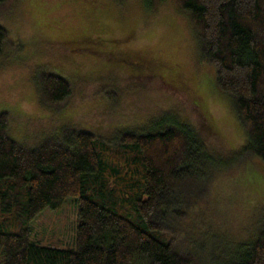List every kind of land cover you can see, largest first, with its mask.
<instances>
[{
	"label": "trees",
	"instance_id": "trees-1",
	"mask_svg": "<svg viewBox=\"0 0 264 264\" xmlns=\"http://www.w3.org/2000/svg\"><path fill=\"white\" fill-rule=\"evenodd\" d=\"M165 1L145 3L155 12ZM174 1L203 39V58L216 66L218 88L232 98L246 145L225 157L166 112L111 138L71 126L27 148L9 133L8 114L0 113L2 264H132L137 256L149 264H264V217L229 262L213 261L212 237L200 229L231 161H264V0ZM6 39L0 26V52ZM42 76L36 85L43 103L72 95L70 80ZM68 197L80 206L77 249L33 241L30 221ZM197 236L210 239L204 250Z\"/></svg>",
	"mask_w": 264,
	"mask_h": 264
},
{
	"label": "rangeland",
	"instance_id": "rangeland-1",
	"mask_svg": "<svg viewBox=\"0 0 264 264\" xmlns=\"http://www.w3.org/2000/svg\"><path fill=\"white\" fill-rule=\"evenodd\" d=\"M156 9L145 0H7L0 6L8 33L0 52V113L9 116V133L36 148L71 126L111 138L172 112L217 153H239L244 127L231 96L218 88L216 66L203 58V39L176 1ZM47 73L71 81L63 103L41 101L36 83ZM214 193L207 224H198L212 237L213 261L229 262L264 217V161H231ZM79 223V203L68 197L30 221L31 239L77 249ZM196 238L204 250L210 239ZM132 264L149 261L137 256Z\"/></svg>",
	"mask_w": 264,
	"mask_h": 264
}]
</instances>
